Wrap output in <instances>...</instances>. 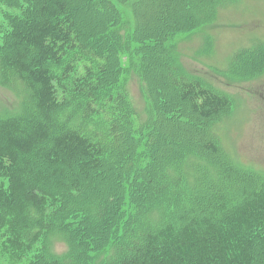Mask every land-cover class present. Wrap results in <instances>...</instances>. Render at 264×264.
Returning <instances> with one entry per match:
<instances>
[{"label": "trees", "instance_id": "1", "mask_svg": "<svg viewBox=\"0 0 264 264\" xmlns=\"http://www.w3.org/2000/svg\"><path fill=\"white\" fill-rule=\"evenodd\" d=\"M3 1L11 10L4 13L8 26L0 40L1 82L21 83L22 99H26L19 112L0 115L2 251L15 262L28 258L27 264H97L93 255L108 248L111 257L102 264H264V175L238 170L221 153L211 126L229 110L230 100L198 79L182 76L168 48L176 35L209 22L214 8L199 0H134L132 4L136 51L144 55L137 65H145L153 51L164 55L157 65L162 69L159 90L172 91L171 102L183 107L189 119L195 116L207 136L199 139L195 129L187 145L178 139V145L167 147L166 160L156 161L153 153L163 139L154 136L153 141L151 131L164 120L180 119L165 113L152 80L154 71H141L154 115L135 133L127 117H110L105 126L103 120L97 122L99 117H90L93 111L88 102H78L96 100L97 82L102 81L98 77L113 78L110 84L119 78L121 70L115 62L101 65L96 60L102 52L122 48L121 35L115 30L119 8L128 0H76L81 8L86 4L97 14L101 40L118 37L108 49L106 43L103 47L86 37L77 13H68V0ZM143 1L162 6L177 2L184 14L169 8L167 25L146 32L141 22ZM200 12L203 15L198 16ZM261 52L256 48L248 53L255 54L259 64L255 73L263 71ZM71 55L91 62L94 70L72 80L68 101L59 100L56 85L67 77L62 79L53 68L69 71ZM118 105L124 107L123 100ZM144 137L148 143L140 147ZM198 150L216 172L208 178L214 185L212 194L203 195L199 202L198 191L204 190L205 183L196 188L198 175L187 187L182 175L167 173L170 167L175 170L177 157L198 160ZM107 164L115 166L116 186L105 194L108 200L93 190L96 185L88 186L90 181L98 182L94 172L99 171L95 176L102 179ZM155 171L162 183L145 198L139 183L144 182V174ZM54 236L61 240L52 241ZM56 242L67 245L64 254L53 250Z\"/></svg>", "mask_w": 264, "mask_h": 264}, {"label": "rangeland", "instance_id": "2", "mask_svg": "<svg viewBox=\"0 0 264 264\" xmlns=\"http://www.w3.org/2000/svg\"><path fill=\"white\" fill-rule=\"evenodd\" d=\"M68 1V13L73 12L74 15L77 13V22L84 27L86 37L92 39V42H101L100 44L103 47L106 43L107 46L104 48L108 49L109 44L118 40L117 36L101 40L102 35L99 30H96L100 26V19L91 6L87 7L86 4H82L81 8L76 0ZM199 1L208 5L210 9L214 8L211 20L199 25L197 29L182 32L173 37L168 43L170 57L182 76L196 78L202 86L228 97L230 100L229 110L211 126V131L222 150L221 153L237 165L238 170L264 175V66L262 72L255 73L258 68L255 65L259 66V64H257L255 54H248L256 48L264 53V0H220L216 3L214 0V3L212 0ZM209 1H211L212 7L209 6ZM133 2L134 0H128L127 3L121 4L119 8L120 20L116 30L113 29L121 35L122 48L102 52L100 58L96 60L101 65L108 62L110 65L116 63L120 66L121 72L117 82L110 84L113 78L103 79L98 77L102 81L97 82L99 89L95 93L96 100L84 98L78 102L82 104L88 102L93 111L90 117H99L97 122L103 120L105 126H108L110 117H127V121L131 125V132L135 133L143 124L149 122L154 115L151 109L153 107L152 100L147 97L146 83L141 77V71L144 72L150 68L154 71L152 80L154 87L157 89L158 98L162 101L159 102L165 106V113H172L173 117H179L180 119L179 121L174 119L164 120V123L158 126L157 130L150 133L153 132V141L155 140L154 136L158 140H160V137L163 139L160 149L155 148L154 160H166L167 147L171 143L178 145V139L186 142L184 145H187L193 130H198V133H200L199 139L202 134L204 137L207 136L200 128L199 120L196 122L193 118L195 116L192 115L189 119L190 116H187L188 114H186L183 107L171 102L172 91L168 89L165 92L159 90L162 88L158 82L160 77L162 78V69L157 65L162 62L164 55L159 51H153L149 54L150 58L147 62L145 61V65L142 62L140 66L137 65L138 60L143 59L144 55L140 51H136L137 43L133 37V29L136 25L132 11ZM6 4L5 1L0 0V40L7 31L8 26V22L4 19L6 17L4 13L11 10L5 6ZM140 4L144 13L141 19L142 24H144L142 28L146 32L157 27L164 28L167 25L166 14L169 8H172L179 15L184 14L183 9L179 7L177 2L174 6L170 3L165 6L152 5L148 1H143ZM184 4L186 3L184 2ZM199 11L200 8H198ZM201 15L203 13L198 14V16ZM147 36L148 34H146ZM93 48H95L94 45ZM169 53H166V55L169 56ZM68 58L69 71L64 70L61 73V68L59 70L53 68V71L59 74L62 79L64 76L67 77L65 78L67 80L61 81L58 86L56 85L58 99H64L65 101L69 99L70 82L87 77L94 70L92 63L84 58L72 55ZM255 61L256 64H253ZM64 63L65 61L63 65ZM240 63H244L241 67V73L239 72ZM23 92L24 87L21 83L17 82L14 86L3 84L0 77V115L19 112L26 99H22ZM103 94L108 96L106 100H104ZM119 100H123L124 107L118 105ZM64 107H66V111L70 108L69 105ZM117 120L122 121V119ZM135 137L139 138L138 135H135ZM152 138L150 139L151 143L153 142ZM199 139L198 148L201 144ZM147 143V138H142L140 147L147 145ZM176 145H172V147ZM199 151L198 160L190 159V157L186 159L185 156L177 157L175 158V170L174 167L167 169L168 175H182L184 184L187 187L194 184L198 175L196 188H199L203 183H205L204 190L209 187L205 191H202V189L198 191V202L203 198V195L212 194L214 185L208 183V178L211 177V174H216L214 165L205 161L200 156ZM144 160L146 161V158ZM105 167L102 179H100V176H95L100 174L99 171H96L94 177L98 180L97 184L90 181L88 186L96 185L93 190L97 191L100 197L107 199L105 194L108 195L109 190L116 187L114 185L115 166L114 164H107ZM144 177V182L139 183L138 188L141 189L143 196L146 198L147 192H154L155 188L162 183V178L158 171L153 174L151 172L144 174ZM148 177L149 180H147ZM214 188L216 190L220 189L218 187ZM183 200H180V202ZM109 201L111 202L110 198ZM142 221L140 220L139 223H142ZM92 225H94L92 230H95L97 228L96 221L92 220ZM1 233L2 231H0V264H27L26 260L28 258L15 262L2 251ZM82 235L86 234L83 233ZM51 240H61V238L60 236H54ZM66 246L65 243L56 242L53 250L57 254H64L67 250ZM107 250L106 252L94 254L93 261L97 264L105 263L109 258L108 256H110ZM30 255L28 253L26 256L29 257Z\"/></svg>", "mask_w": 264, "mask_h": 264}]
</instances>
